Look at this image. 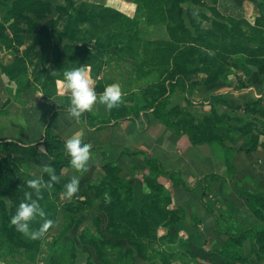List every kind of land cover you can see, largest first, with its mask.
I'll return each instance as SVG.
<instances>
[{
  "label": "trees",
  "instance_id": "obj_1",
  "mask_svg": "<svg viewBox=\"0 0 264 264\" xmlns=\"http://www.w3.org/2000/svg\"><path fill=\"white\" fill-rule=\"evenodd\" d=\"M195 1L134 0L137 6L134 18L126 16L108 4L92 5L89 12L83 8L72 12L73 8L70 6L68 24L62 36L69 35L74 38L81 26L86 24L117 25V31L112 32L110 41L126 47L129 58L137 62L138 69H144L142 78H147L154 73L159 76L158 83L151 84L146 89L148 94L153 93L152 99L146 101L145 104L141 103L142 98L139 97L134 101L135 105L131 108L134 117L142 121L141 112L151 111L157 119L174 129L178 135L187 136L192 146L209 145L212 149H221L232 185L237 189L234 178L236 168L231 162L233 156L240 152L252 155L256 151L264 150V99L242 106H232L222 96H212L209 102L210 110L201 113L198 117L190 113L187 108L180 106L170 108V105L171 98L177 90L189 93L197 86L198 82L192 81V77L205 74L204 85L226 82L234 76V70L240 67L241 62L256 67L264 79V0H256L259 15L252 23L245 18L223 17L215 7L217 0H205V7H208V2H212L211 14L205 12L199 20H195L192 17V8L190 6L188 9L185 8L186 4L190 5ZM41 14L42 18L46 17L43 15V10ZM142 20H145L148 26L164 25L168 39L164 41L143 40L139 32ZM5 33L3 32V36L9 40L10 38ZM238 57L245 59L243 58L244 61L240 62ZM13 70L14 65L4 68V72L9 76H13ZM48 95L53 97V94ZM187 103L190 105L189 98ZM220 106L235 113L243 110L250 121L246 122L243 117L236 114L234 122L241 121L243 126L234 125L223 114L224 111L217 109ZM111 111L110 120L120 121L127 116V113L116 114L114 108ZM144 117L147 119V114ZM42 144L46 152L55 157L52 166L60 177L50 186L61 191L67 182L61 177L62 171L66 167L73 166L70 162V153L65 147V141L50 127H47L45 131ZM40 145L0 142V155L5 156L6 151L13 149H21L30 155H35ZM125 155L131 158L139 157L145 166L154 172L155 176L148 175L149 177L145 178L144 183L147 188L145 193L142 183L130 186L115 172L123 155L102 165L103 168H109V170L104 180L98 186H91V188L95 191L97 198L106 196L107 234L113 240L119 237L127 238L140 253L146 251L152 243L177 244L180 236L179 224L184 214L180 207L171 208L173 200L170 195L166 194L164 185L159 179L162 175L173 177L176 174L166 171L159 161L149 158L144 153L126 152ZM4 162V160L0 161V247L6 248L9 255H16L23 251L27 259L36 260L42 235L35 239L25 236L10 222L19 203L26 199L25 193L29 187L22 184L14 176V168ZM48 178L49 176H46L44 181L46 182ZM196 189L201 191L202 207L207 216L206 220L196 217L195 225L197 226L214 219L215 212L212 205L205 202L208 196L207 189L201 184ZM239 191V196L244 199L251 211L252 219L263 225L264 194H252L241 189ZM231 194L223 196L224 199L221 197L220 200L224 205L225 201H228L227 209L237 215L239 210L234 208L236 202ZM33 198H36L35 194ZM4 199L9 200L10 206ZM40 203L45 207L48 217L52 218L53 223L50 225H53L56 221L55 205L48 192L42 194ZM89 203V208H91L92 202ZM46 218L38 216L32 221L31 226L39 227ZM238 223H234L232 227H226V230L221 229L217 221L216 228L219 227L220 231L229 237L224 245L216 244L206 249L198 237H189L179 244L180 251H183L184 257L189 260L204 264H249L253 257L259 263L264 262V226L251 223L249 219L238 220ZM75 224L73 223L71 228ZM94 224V229L80 228L78 237L90 238L92 246L97 251V258L103 260L105 256L108 257L107 249L116 244L102 233L99 218L94 219ZM160 227L168 228L166 236H158ZM63 255V251L60 252L61 261L57 262L54 260L55 253H53L50 256L51 263L64 264ZM158 255L161 256L160 253ZM178 255L172 253L177 260L180 257ZM104 262L107 264L106 260ZM71 264L78 263L75 259ZM87 264L94 263L89 259Z\"/></svg>",
  "mask_w": 264,
  "mask_h": 264
},
{
  "label": "rangeland",
  "instance_id": "obj_2",
  "mask_svg": "<svg viewBox=\"0 0 264 264\" xmlns=\"http://www.w3.org/2000/svg\"><path fill=\"white\" fill-rule=\"evenodd\" d=\"M133 1L134 0H0V46L11 49L12 53L16 55L13 64V76L7 74L9 80L14 83L13 87H15L19 94L25 91L26 88L32 87V89H34L33 96L35 98L39 95L40 91L46 96L47 94H53L52 96H55L58 93L57 88L58 85H60L59 81L62 79L64 69L74 67L76 64H88L97 92L99 91V93H102L104 88L111 83H119L121 85L124 95L119 106L114 107V112L121 115L127 113V116L132 114L134 116L131 108L135 105L134 101L138 97H135L132 93H128L132 91L135 84L139 81H144V79L149 78L151 75L147 78H142L144 69H138L137 62L129 58L126 47L110 41L112 32L117 31V25L107 23L86 24L81 26L80 31L74 38L69 35L62 36L66 24H68L70 16L68 10L70 6L73 8L72 12L80 10L81 8L89 12L92 5L104 6L108 4L115 7L126 16L134 18L136 17L137 6ZM205 2V0H196L190 5L186 4L185 8L188 9L190 6L192 8V17L195 20H199L201 15L205 14V12L209 15L211 14L210 6H212V2H208V7L204 6ZM42 10L44 11L43 15L46 16L45 18H42ZM164 28L165 26L162 27V29L157 25L148 26L146 21L142 20L139 32L141 38L145 41H164V39H161L162 35L160 33ZM3 32L9 34V40H6V37L3 36ZM13 65L11 67H13ZM192 78L196 79L197 76ZM151 80H153L152 77L148 82ZM148 82L146 88L143 89L146 95L144 96V92L142 91L143 93L139 97L142 98L141 103L143 104L153 97V93H147L146 89L151 85L148 84ZM62 93L66 94L69 92L63 91ZM173 97L171 98L170 108L175 106L187 108L190 113L198 117L200 110L199 106L193 105L190 99V105L172 106ZM55 103V106L59 105L58 101ZM61 105H64V102ZM217 108L220 111L223 110L224 107L220 106ZM111 110H109V115L106 114L107 117H100L99 121L104 120V123H108L106 121L110 120L112 117ZM144 113L143 115L145 116ZM226 114L230 122L237 126H243V122L238 120L234 122L233 119L236 117V114L243 117L246 122L250 121V118L246 116L243 110L240 113H235L226 109ZM82 125L81 116L77 118L75 116H59L56 114L51 122V129L54 133H60L59 135L62 136L64 140H66L69 135L79 131L83 140H91L95 143L96 137L89 131L87 132L85 129L78 130ZM101 147L100 150L102 151H110L111 145H102ZM90 152V159L84 169H77L74 166L66 167L61 174V177L67 181L73 175L80 178L79 191L77 193H74L71 197L64 195L66 183L61 191H57L55 187L50 185L42 189V194L48 192L49 197L54 202L56 221L53 225H49L48 229L42 235L40 239L41 246L36 260L27 259L23 251L16 255H9L5 250L6 248L0 247V264H57L56 262L51 263L50 256L55 253L54 260L60 262V252L62 251L64 254V264H71L75 259L78 264H87L89 259H91L94 264H105L104 260L107 261V264H204L189 260L184 257L183 251H176L177 248L170 244L152 243L148 246L146 251L144 250L140 253L127 238L119 237L115 240L111 239V236L107 234V223L103 226L101 220L100 226L102 233L108 239L114 241L113 243H115L116 246L108 248V257L105 256V259L99 260L97 258V251L94 246H92L90 238H79L78 234L80 232V227H77V230H75L76 224L71 228L72 224L79 220L83 211L90 209L89 202L91 201L93 204V201L88 195L83 193L84 190L91 191V186H98V184L104 180L109 170V168H103L102 165L106 162L115 160L109 159L105 152H96L95 149ZM1 160H4L5 164L9 163L12 168H14V176L22 184H26L29 187L27 192L32 191V194H35L27 184V181L38 177H43L44 180L45 177L48 176V173L43 171L44 166L53 165L55 157L50 156L42 144L39 146L35 155H30L21 149H13L6 151L5 156L0 155V161ZM136 168L137 167L129 165L126 166L124 163L120 162L115 172L122 179L124 173H134V175L138 176V181L145 187V178L149 177L148 175L155 176L154 172L148 167H146V169L137 168V170ZM93 176H97L98 179L100 178L97 183L94 179L90 180ZM165 177L162 175L159 179L163 181ZM169 181L172 182L170 186H168ZM163 183L166 194L170 195L171 198L173 196L175 203H178V199L180 198L182 202L188 205L189 211L193 213L194 217L206 220L207 216L204 214V209L202 207L201 191L196 189L198 185L192 188H189L187 184L184 186L179 174L174 175L170 180L163 181ZM136 184L134 185L136 186ZM129 185L134 186L132 184ZM179 189H187L188 192H181ZM257 189L258 191L264 192V188ZM231 190L232 194L239 195L240 193L239 187L236 189L231 185ZM223 196L219 195L218 198H223ZM4 200L7 205L10 206L9 200ZM206 201L207 204H209L208 196L205 199V202ZM234 208H238L237 204ZM238 210L239 212L235 216L241 219L243 211L241 208H238ZM161 233L162 231L159 229L158 236L162 237ZM158 253H160L161 256H159ZM172 253L179 254L181 258L179 257L177 260V258L172 256ZM249 264H264V262L259 263L256 258L253 257Z\"/></svg>",
  "mask_w": 264,
  "mask_h": 264
},
{
  "label": "crops",
  "instance_id": "obj_3",
  "mask_svg": "<svg viewBox=\"0 0 264 264\" xmlns=\"http://www.w3.org/2000/svg\"><path fill=\"white\" fill-rule=\"evenodd\" d=\"M257 4L256 0H217L215 7L225 18H245L252 23L259 15ZM157 26L161 27V29L164 27V25ZM160 33L162 35L161 39H168L165 28ZM15 58L16 55L12 53L11 49L0 46V142L42 145L45 131L47 127L51 128V122L56 114L59 116H72L68 112L70 93L63 94L60 85H58V93L53 97L46 96L40 91L35 98L32 87L26 88L25 91L19 94L13 87L14 83L9 80L8 75L4 72V68H10L14 64ZM243 58L238 57L240 62L244 61L245 58ZM151 77L153 79L151 80L152 82H148ZM205 79V74H199L196 79H193L192 81H196L198 84L189 93L177 90L172 100V106H187V99L189 98L193 105L200 107L199 116L210 109L208 105L212 96H222L232 106H242L264 99V79L254 66L241 62L240 67L234 70V76L226 82L204 85ZM158 81V74H152L144 81H139L135 84L132 91L128 94L132 93L135 97H140L143 89L147 86V82L148 84H156ZM188 88L189 84L187 85ZM56 101L59 102L57 106H55ZM63 102L64 105H61ZM220 111H224L223 114L228 116L225 108ZM143 113L141 112L140 114L142 121L137 120L130 114L120 121L112 119L107 120L106 122L108 123H104V120L99 121L100 117H107L106 114H110L109 109L97 99L92 109L85 110L81 114L83 125L78 130L85 129L94 135L96 137L95 143L91 140L84 141L91 144L92 150L105 152L109 159H116L123 155L124 157L120 162L126 166L146 169L144 163L138 157L131 158L125 155L126 152H141L149 158L159 161L166 171L179 174L184 186L187 184L189 188H192L201 184L207 189L208 205H212L215 217L207 223L197 226L195 225L196 217L189 211L188 205L182 202L180 198L178 203H175L172 196L173 203L171 208L180 207L184 214L179 224V240L177 244H172L177 248L176 251L180 250L179 244L186 241L189 237H198L206 249H210L216 244L224 245L229 237L226 233L220 231L219 227L227 230L226 227H232V225H235L234 223L239 224L238 220L249 219L251 223L262 225L257 220L252 219L253 216L244 199L237 194H231L232 180L221 149H212L209 145L194 147L187 136L178 135L174 129L169 128L160 119H157L152 112L144 113L147 114L148 119L144 117ZM59 134L57 135L64 140ZM102 145H111L110 151L100 150ZM231 162L236 168L235 182L241 190L252 194H264L263 191H258L257 189L264 188V161L253 159L252 155L247 152H240L233 156ZM171 178L173 177H165L163 181ZM92 179L97 183L100 178L93 176L90 180ZM123 179L132 185L141 183L138 181V176L131 172L124 173ZM163 181L161 180L162 183ZM171 184L172 182L169 181L168 186ZM179 190L181 192L187 191V189ZM143 192H147L146 187L143 188ZM83 193L88 195L93 204L90 209L84 210L83 214L80 215L79 220L76 222L75 230H77V227L94 229L95 218H99L103 226H105L107 223L104 213V209L107 206L106 196L104 195L97 199L93 189L91 191L84 190ZM230 194L238 208L243 211L241 219H238L235 213L227 209L228 201H225L224 205L220 200L221 198H218L219 195L229 196ZM217 221L220 224L218 228H216ZM160 231H162V236L168 234L167 227H161Z\"/></svg>",
  "mask_w": 264,
  "mask_h": 264
},
{
  "label": "clouds",
  "instance_id": "obj_4",
  "mask_svg": "<svg viewBox=\"0 0 264 264\" xmlns=\"http://www.w3.org/2000/svg\"><path fill=\"white\" fill-rule=\"evenodd\" d=\"M62 91L70 93V103L68 112L75 117H80L85 110L93 108L99 99L109 110L118 107L122 102L124 95L122 87L119 83L108 84L102 93H98L94 86V79L91 75V69L88 64H76L74 67L64 69L62 79L59 81ZM65 147L70 153V162L77 169H84L91 155V144L83 140L79 132L73 133L65 140ZM48 173V180L45 182L43 177L30 179L27 184L35 192L33 198L32 191L26 192V199L22 200L15 213L11 216L10 222L15 226L16 230L29 236L37 238L44 234L49 225L53 223L51 217H48L45 207L40 203L42 197V189L47 185L54 183L60 179L54 166L46 165L43 169ZM80 178L73 175L65 185L64 195L71 197L79 191ZM38 216L47 217L39 227L33 228L32 221Z\"/></svg>",
  "mask_w": 264,
  "mask_h": 264
},
{
  "label": "water",
  "instance_id": "obj_5",
  "mask_svg": "<svg viewBox=\"0 0 264 264\" xmlns=\"http://www.w3.org/2000/svg\"><path fill=\"white\" fill-rule=\"evenodd\" d=\"M252 158L255 160L264 161V150H260L252 153Z\"/></svg>",
  "mask_w": 264,
  "mask_h": 264
}]
</instances>
